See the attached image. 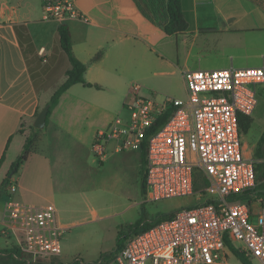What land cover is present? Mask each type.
<instances>
[{
	"label": "crops",
	"instance_id": "0c3cea01",
	"mask_svg": "<svg viewBox=\"0 0 264 264\" xmlns=\"http://www.w3.org/2000/svg\"><path fill=\"white\" fill-rule=\"evenodd\" d=\"M76 4L85 20L64 22L72 52L86 65V81L100 86L96 89L109 85L114 93L106 99L86 97L74 86H89L75 83L60 94L39 129L33 126L36 111L48 103L70 66L59 45V23L43 19L40 0H0V182L22 152L26 137L32 138L26 160L8 175L15 191L0 198V249L17 246L23 237L18 230L8 236L1 233L8 203L52 204L64 229L62 211L79 213L86 208L94 219L98 217L87 188L80 185L87 178L88 162L99 161L92 152L80 156V146L86 144L90 150L97 131H105L117 117L127 119L114 107L121 102L124 109L122 100L129 97L132 85H137L140 94L142 85L129 83L130 76L142 80L174 76L186 92L182 72L187 69L264 68V11L250 0H181L187 26L173 34L164 31V23L148 24L131 0H76ZM258 86L257 105L246 115L250 122L241 133L248 158H255L264 134V81ZM66 96L80 104L81 112L74 118L62 115L60 106ZM41 97L48 98L41 101ZM117 144L116 138H107L101 163H115L118 173L127 174L132 158L138 156L140 161L139 151H117ZM66 253L64 249L59 255L61 260ZM57 257L51 261L63 263Z\"/></svg>",
	"mask_w": 264,
	"mask_h": 264
},
{
	"label": "built area",
	"instance_id": "2783aa9c",
	"mask_svg": "<svg viewBox=\"0 0 264 264\" xmlns=\"http://www.w3.org/2000/svg\"><path fill=\"white\" fill-rule=\"evenodd\" d=\"M43 19L58 23L85 20L76 0H40ZM186 96L147 97L130 87L124 101L128 117L115 118L97 131L90 150L98 161L106 157L105 141L118 140L117 151H139L145 145V199L195 197V202L169 217L133 232L112 255L92 264H232L228 240L248 260L264 264V194L257 195L264 175L257 179L262 159L248 158L242 150L239 115H251L263 67L187 69L182 72ZM209 181L194 190V173ZM14 184L8 187L12 193ZM264 192V189L263 191ZM246 195L243 200L234 199ZM23 232L17 247L26 264H57L64 228L52 204L8 203L3 236Z\"/></svg>",
	"mask_w": 264,
	"mask_h": 264
},
{
	"label": "rangeland",
	"instance_id": "374dc122",
	"mask_svg": "<svg viewBox=\"0 0 264 264\" xmlns=\"http://www.w3.org/2000/svg\"><path fill=\"white\" fill-rule=\"evenodd\" d=\"M87 0H81L85 2ZM162 13L155 16V21L146 22L150 25H157V21L163 19ZM154 58V52H149ZM90 72L88 71V74ZM135 81L142 85L140 94L147 97L160 98L163 95L184 98L186 92L184 86L177 77L166 75H153L148 80H142L137 76H130L129 83ZM105 86V87H104ZM86 97L106 99L109 94L113 95L114 91L109 85L103 84L102 89L94 87H84L77 84ZM259 86H257L258 89ZM48 97H41V101ZM49 101V98L47 99ZM123 99L122 101H124ZM80 104L72 102L68 96L61 103L62 115L65 117H76V112H81ZM117 114L127 117L128 112L122 109V104L115 105ZM72 107L73 111L66 108ZM245 138H242L244 141ZM91 151L86 144L80 146V156L90 155ZM257 158L255 155L253 156ZM129 162V171L118 173L117 164L109 162L102 164V161L91 165L88 162L87 178L80 186H85L86 194L92 198L93 207L98 212V217L93 218L91 211L84 209L81 212L75 210L67 213L61 212V222L67 226L63 230L60 238L61 254L66 253V258L61 260L63 263H71L75 260L78 262H93L101 255H107L115 248L117 234L129 235L131 226L140 223H152L162 218L171 211L187 206L195 202L193 196H184L179 198L162 199L157 201H147L145 193L141 190V165L139 158ZM262 159V158H260ZM143 172V171H142ZM143 174V173H142ZM145 191V190H144ZM60 207V206H59ZM76 221V222H74ZM81 259V260H80ZM227 259L232 264H242V262L232 253L227 255ZM55 260V259H53ZM250 264H260L257 260L250 261Z\"/></svg>",
	"mask_w": 264,
	"mask_h": 264
},
{
	"label": "trees",
	"instance_id": "16d2710c",
	"mask_svg": "<svg viewBox=\"0 0 264 264\" xmlns=\"http://www.w3.org/2000/svg\"><path fill=\"white\" fill-rule=\"evenodd\" d=\"M250 1L260 6L264 11V0H250ZM131 2L136 7L140 16L148 20L149 22L155 21V16H158L160 15V13H162L163 19L157 21L158 23L156 24L164 23L163 29L167 34L181 32L186 29L187 24L183 17L181 0H131ZM57 34H58L59 45L66 54V56L68 57L70 66L65 72L63 81L56 86L53 94L51 95L48 101L49 109L46 115L45 123L48 120L51 109L57 103L60 94L64 92L67 88H69L71 85L75 83H82L85 86H89V87L93 86L96 88H100L99 85L92 84L85 80L84 72L86 70V65L73 54L70 32L68 26L65 23H59L57 27ZM38 111H36V115ZM238 119H239L240 133H243L249 125L250 122L249 116L239 115ZM31 144H32V138L26 137L23 144L22 152L12 163L9 173L11 171L16 172L18 167L26 160L30 152ZM139 155L141 162V170H140L141 190L144 193L145 192L144 191L145 190V182H144L145 145H142L141 149L139 150ZM255 155L257 158L264 157V134L262 136L260 145L256 148ZM256 171H257V179L261 180V178L264 175V163L257 164ZM8 175H6L0 182V198L9 196L8 187L11 185V183H10V177ZM208 185H209V181L207 180V178L200 171H196L194 173V190L202 191L203 188L207 187ZM263 189H264V184L261 182L258 187L257 195L264 194V192H262ZM245 198L246 195H240L238 197H235L234 199L243 200ZM172 214L173 211L167 213L165 216L169 217ZM150 225L151 222L145 224L143 228H146ZM139 226L140 224H135L134 226H131V232L129 235H122V233L119 232L116 237L114 250L107 253V255H112L115 251L120 249L124 245L126 239L133 232H136L139 229ZM225 242L230 248V250L233 252V254L242 262V264H250L248 260L245 258V256L238 249H236L228 240H225ZM107 255H101V257ZM24 258L25 255L20 251V249L16 245H13L12 247L6 249H0V264H26ZM92 263L93 262H83V261L78 262L77 260H75L71 263H57V264H92ZM36 264H43V263H36Z\"/></svg>",
	"mask_w": 264,
	"mask_h": 264
},
{
	"label": "water",
	"instance_id": "95a60500",
	"mask_svg": "<svg viewBox=\"0 0 264 264\" xmlns=\"http://www.w3.org/2000/svg\"><path fill=\"white\" fill-rule=\"evenodd\" d=\"M49 109V103H46L37 113L34 122H33V126L35 128H43L45 126V120H46V115ZM13 173V171L10 172L9 176H11V174Z\"/></svg>",
	"mask_w": 264,
	"mask_h": 264
}]
</instances>
